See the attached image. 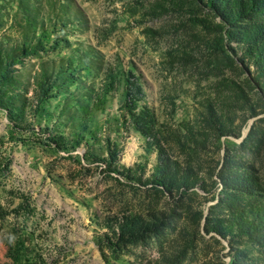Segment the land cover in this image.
Here are the masks:
<instances>
[{
	"label": "rangeland",
	"instance_id": "1",
	"mask_svg": "<svg viewBox=\"0 0 264 264\" xmlns=\"http://www.w3.org/2000/svg\"><path fill=\"white\" fill-rule=\"evenodd\" d=\"M0 264H264V0H0Z\"/></svg>",
	"mask_w": 264,
	"mask_h": 264
},
{
	"label": "trees",
	"instance_id": "2",
	"mask_svg": "<svg viewBox=\"0 0 264 264\" xmlns=\"http://www.w3.org/2000/svg\"><path fill=\"white\" fill-rule=\"evenodd\" d=\"M158 180H159V181H162V179H161L160 177H158Z\"/></svg>",
	"mask_w": 264,
	"mask_h": 264
}]
</instances>
